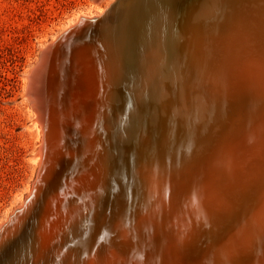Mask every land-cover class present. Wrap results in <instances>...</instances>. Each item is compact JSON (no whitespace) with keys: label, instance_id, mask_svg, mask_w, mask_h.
Segmentation results:
<instances>
[{"label":"bare ground","instance_id":"6f19581e","mask_svg":"<svg viewBox=\"0 0 264 264\" xmlns=\"http://www.w3.org/2000/svg\"><path fill=\"white\" fill-rule=\"evenodd\" d=\"M105 1L24 74L0 264H264V0Z\"/></svg>","mask_w":264,"mask_h":264},{"label":"rangeland","instance_id":"374dc122","mask_svg":"<svg viewBox=\"0 0 264 264\" xmlns=\"http://www.w3.org/2000/svg\"><path fill=\"white\" fill-rule=\"evenodd\" d=\"M106 7L105 0H0V224L26 198L37 174L40 130L24 74L77 15Z\"/></svg>","mask_w":264,"mask_h":264},{"label":"water","instance_id":"95a60500","mask_svg":"<svg viewBox=\"0 0 264 264\" xmlns=\"http://www.w3.org/2000/svg\"><path fill=\"white\" fill-rule=\"evenodd\" d=\"M110 8H111V6H110ZM109 8V9H110ZM105 15V14H104ZM103 15V16H104ZM103 16L100 18V19H98V20H96L95 22H93V23H91L90 25H88V26H86L85 28H87V27H90V26H93V25H95L96 23H98V22H100L101 21V19L103 18ZM84 28V29H85ZM84 29H82L81 31H79L75 36H73L70 40H72V39H74V38H76ZM3 243V242H2Z\"/></svg>","mask_w":264,"mask_h":264}]
</instances>
